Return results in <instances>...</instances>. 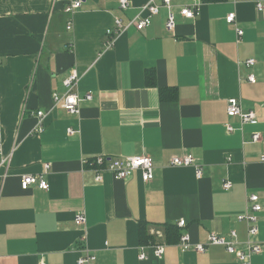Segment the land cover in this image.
<instances>
[{
	"label": "crops",
	"instance_id": "crops-1",
	"mask_svg": "<svg viewBox=\"0 0 264 264\" xmlns=\"http://www.w3.org/2000/svg\"><path fill=\"white\" fill-rule=\"evenodd\" d=\"M68 1L0 0V128L9 160L0 164V264H78L86 251L97 264H240L221 246L184 251L170 227L194 245L232 231L244 245L248 225L238 217L247 213L248 196L257 195L263 211L254 240L264 243V16L256 10L264 0H202L195 19L179 15L193 0H172L173 32L163 9L145 31L132 26L115 35L109 49L106 33L116 19L130 23L150 0H130L127 10L120 0H82L72 15L64 12ZM231 14L234 24L227 22ZM250 59L256 63L248 68ZM74 72L80 95L93 96L79 115L53 101ZM152 72L155 86L147 85ZM161 90L176 97L162 101ZM231 98L258 123L229 117ZM38 111L45 114L41 133ZM254 133L260 142L253 143ZM140 155L154 160L151 182L140 172L119 180L105 170L98 183L84 163ZM187 155L202 166L201 179L193 167L171 166L173 157ZM47 164L49 190L23 191L22 178L43 174ZM80 214L84 226L76 223ZM142 226L151 237L145 243ZM160 233L162 260L153 249ZM251 262L264 264V251Z\"/></svg>",
	"mask_w": 264,
	"mask_h": 264
},
{
	"label": "built area",
	"instance_id": "built-area-1",
	"mask_svg": "<svg viewBox=\"0 0 264 264\" xmlns=\"http://www.w3.org/2000/svg\"><path fill=\"white\" fill-rule=\"evenodd\" d=\"M82 0H69L65 7V13L67 15H72L75 11L82 8ZM202 5V0H193V2L187 6L180 9L179 15L186 19H195L198 15V9ZM130 7V0H120V8L122 10H127ZM163 9L168 11V19L166 22V28L169 32H173L176 29V14L174 13V7L172 0H162V3H158L157 0H150L145 6L142 7L141 12L136 15L128 24H125L121 19H116L115 26L113 29L107 31L106 35L109 37V42H106L104 48L109 49L115 45L114 37L119 33L127 31L130 27H135L139 32H143L148 29L152 23L153 19L158 16ZM257 13L264 16V3L257 4ZM236 16L231 14L227 17V22L229 24H234ZM73 26L72 22L68 23L67 29L71 30ZM243 30L237 29L238 37L243 36ZM256 61L254 59L248 60L245 64L248 68L255 65ZM1 65V63H0ZM81 76L79 73L74 72L69 75L63 83L65 92L63 95L55 94L53 96L54 104L71 115H79L81 111V104L85 101H92V94H87L86 96H81L79 93V83ZM248 81L250 83H256V77L251 74L248 76ZM227 113L229 117H238L241 120L242 125H256L258 123L257 117L254 113H244L242 109V102L240 99L231 98L228 101ZM38 117L39 126L37 128V133H41L44 127L45 114L42 111L36 113ZM242 131V129H240ZM227 131L229 133L235 132L236 129L233 126L228 125ZM73 130H69V135H74ZM253 143H258L261 141L260 133H254L252 136ZM261 162L264 164V153L260 158ZM9 160L4 157L2 150V135L0 128V164L6 166ZM85 165L91 166L92 171L96 174V182L103 181L102 172L105 170L114 173L119 180H126L133 176L136 172H140L144 182L148 183L154 180V160L149 156H132L126 157L124 159H109L103 156L96 157L93 161H85ZM171 166L187 168L193 167L196 171V176L201 179L203 176L202 166L196 163V160L191 156L187 155L184 157L176 156L171 159ZM44 173L40 175H28L24 176L21 181V189L23 191H29L32 187H38L41 190L48 191L49 183L45 179L50 165L44 166ZM223 188L229 191L232 188L231 181H227ZM263 211V206L260 203V198L257 195H251L247 198V213L238 217V221L246 222L248 225L249 240L242 245L238 241L237 233L232 231L229 237L212 233L209 237L207 244H196L191 242V238L188 234L182 233L180 237V243L184 251L193 250L197 253H205L211 246H221L226 249V251L235 256L240 264H252L251 259L255 255H259L264 251V243L256 242L254 238L258 235L259 229L257 225V215ZM76 223L79 226H84L86 224L85 214H80L76 218ZM178 226L180 228L186 227V222L184 220L180 221ZM166 237L161 235H156L157 242L153 245L154 255L156 259L162 260L165 254L166 248ZM141 260L147 259V255L142 252L140 255ZM78 264H97V257L86 251Z\"/></svg>",
	"mask_w": 264,
	"mask_h": 264
},
{
	"label": "trees",
	"instance_id": "trees-1",
	"mask_svg": "<svg viewBox=\"0 0 264 264\" xmlns=\"http://www.w3.org/2000/svg\"><path fill=\"white\" fill-rule=\"evenodd\" d=\"M210 1V0H208ZM147 85L149 86H155L156 85V79H155V73H149L147 75ZM169 93H171V95L169 96ZM161 96H162V101H173L174 98L176 97V91H170V90H161ZM173 231H176L173 233L174 237H178L180 239L181 235L177 233L178 228L177 227H170ZM170 231L168 229V236L167 239L170 238ZM140 234H141V238H142V242H147L150 240L151 237L148 236L147 233V229L146 227L142 226L140 229Z\"/></svg>",
	"mask_w": 264,
	"mask_h": 264
}]
</instances>
